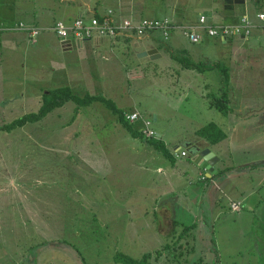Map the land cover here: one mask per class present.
<instances>
[{
	"label": "rangeland",
	"instance_id": "obj_1",
	"mask_svg": "<svg viewBox=\"0 0 264 264\" xmlns=\"http://www.w3.org/2000/svg\"><path fill=\"white\" fill-rule=\"evenodd\" d=\"M167 2L150 0L145 15L164 18L173 8ZM219 6V0H189L186 11L193 18L205 12L209 24H218L227 21L215 13ZM168 39L173 48H185L194 57L230 59L221 38L194 43L175 30ZM138 41L130 45V54L110 61H88L81 54L73 59L59 45L35 48L41 42L31 41L21 54L0 53L6 63L0 66V127L38 111L44 90L66 85L81 97L100 94L117 108L139 111L138 127L151 120L171 148L180 144L185 149V140L197 138V128L210 121L225 126L224 115L200 106L204 101L195 92L175 88V75L173 83L158 81L159 69L171 66L172 59L164 50L156 60L139 58L135 50L149 39ZM254 48L260 55L259 45ZM7 54L14 55L10 61ZM137 63L149 68L145 77L132 76ZM223 145L229 158L216 176L219 187L208 206L194 189L203 186L190 158L180 152L172 161L142 138H133L101 102L78 106L71 100L38 122L0 130V202L8 204L0 211V264H117L118 253L147 254L149 264H264L263 205L257 203L264 197V152L260 146L250 152L231 142ZM252 158L259 161L245 163ZM240 170L245 174L239 179L224 178L223 172ZM173 197L180 198L175 232L193 225L176 237L159 229L160 203ZM234 199L243 200L239 210L232 208Z\"/></svg>",
	"mask_w": 264,
	"mask_h": 264
},
{
	"label": "crops",
	"instance_id": "obj_2",
	"mask_svg": "<svg viewBox=\"0 0 264 264\" xmlns=\"http://www.w3.org/2000/svg\"><path fill=\"white\" fill-rule=\"evenodd\" d=\"M163 1L167 2V0ZM148 2H150V0H0V53H4V51L7 50L13 54H16V51H19L21 54L22 48L28 41H31L32 45V43H40V39L43 38L41 44L37 45L35 48L45 49L47 46L51 47V45H59L61 50L71 54L73 53L71 55L73 56V59H76L78 54H81L88 61L91 58L95 59L96 57H100L103 61H110L112 58L120 60L119 58L125 57V54H130L129 47L132 43L139 44L138 40L149 39L146 44L142 46L138 45L135 53L156 48L158 50V54L156 55L160 56L152 58L149 55H142V57H148L151 60H156L162 56L161 50H164L168 53L173 62L169 67L166 66L164 69H159V74L157 76L158 81L162 79L167 81L170 79V83H173L175 75V88L179 89V91L183 93L195 92L196 95L204 101L199 104L200 106H207L208 109L215 111L219 110L210 106L207 97L214 94L220 95L227 91L230 110L227 114L221 113L225 118V126L215 122L226 133V137L222 141L218 142V144H212L197 137L193 140L186 139L184 142L185 149H182L180 144H175L174 148L169 146L173 149L176 159L179 158L178 156L182 151H187V155L183 156L190 158L189 150L187 148L188 143H199L201 146H208L216 154V156L220 158L215 165L217 173L213 175V177H209L205 169H202L193 163L194 170L198 172L197 181L203 186L202 189L199 187L194 188L198 195V199H200V203H203L205 199H208L207 205L211 206L213 204L212 201L214 200L212 197L217 194L215 188L219 187L218 182L216 181V176L225 166V159L229 158L228 147L224 146L223 143L225 141L231 142L243 150H250V152L255 146H260V151L264 152V27L263 23L257 17L259 12H264V1L244 0V2L235 3L234 14L226 15L224 0H219L220 6L217 7L219 10H216L215 13H221V15L227 17V21L218 22V25L237 23L243 16L249 17L251 20L256 22L257 25L250 36L229 35L226 38L204 36L201 41L210 38H221L223 44L226 45L228 50V56L230 57L228 61H224L223 59L211 60L210 58L201 59L199 57H194L185 48H181L179 50L173 48V46L168 43L169 39H163L159 32H152L143 35L142 37H100L95 38L94 40H88L81 47H76V44H74L73 47L70 48V46H63L61 43L62 40L53 31L42 30L37 39L33 41L30 40L24 31L16 29L17 25L21 22L39 27L51 26L58 20H63L69 24L80 17L87 19L94 15L104 16L108 14L110 9L113 10L114 15L119 19L130 18L134 21H140L148 18L145 15V6ZM188 2L189 0H174V3L172 4L167 2L166 7L173 5V8L168 15L164 16V18L168 17L177 24L186 25L190 23H197L198 17L204 14L206 15L207 23L210 21L205 12H200L197 18L191 17L186 11ZM238 5L240 6L239 8H237ZM55 11H59L60 15H56ZM157 33H159V38L155 36ZM234 38H236V41H232ZM254 45H259V52H261L260 55L253 53L255 50ZM13 56L14 55L7 54L5 59L10 61ZM138 57L142 58L140 56ZM2 61L3 60H0V66L5 63ZM148 71L149 68L142 67L141 64L137 63L136 66L134 64L132 69V76L136 78L145 77ZM153 73L156 76L155 71ZM169 73L170 75H168ZM212 73H215L216 76H212ZM91 74H94V72L90 71L89 76H91ZM77 75L78 76H73L72 74L69 81L71 82L73 81L72 79L78 78L80 73ZM92 79L95 80V78ZM0 83H2L1 78ZM2 89L3 88L0 84V91ZM252 93L259 98L258 101L252 99L254 98ZM236 94H238L239 98H236ZM39 96L40 95H38L37 98H39ZM2 106L3 105L0 103V108ZM129 109L130 108H127V110ZM156 118L158 119V116ZM196 118L197 116H195V120ZM227 122H229V124H227ZM201 127L202 126L197 129ZM158 137H162V135L158 134ZM254 159L256 158L246 160L245 163H254L259 161V159ZM230 162L231 161H229V163ZM244 172L240 170L238 174L226 172H223V174L228 178L237 176L239 179L240 174H245ZM203 175L207 177L206 180L202 179ZM226 176L224 177L225 179H227ZM184 183L185 185H189V187L191 186L189 181H185ZM169 191L173 192L174 188H169ZM221 192L222 190L219 191L220 195L222 194ZM232 201H240L243 205V200L234 199ZM179 202V197H173L163 199L160 203L159 214H161L162 223L159 229L167 236L171 234L175 237L180 236L182 231L185 229L184 228L180 231V233L178 231L175 232L178 221L175 208ZM257 203L259 207L263 205L260 210V215L264 219V197L261 196ZM187 204H189V202H187ZM7 206V203L0 202V211H4ZM9 206L13 205L10 203ZM168 213L169 215H167ZM166 224L170 226L167 231Z\"/></svg>",
	"mask_w": 264,
	"mask_h": 264
},
{
	"label": "built area",
	"instance_id": "obj_3",
	"mask_svg": "<svg viewBox=\"0 0 264 264\" xmlns=\"http://www.w3.org/2000/svg\"><path fill=\"white\" fill-rule=\"evenodd\" d=\"M257 17L264 27V12H259ZM256 26V22L247 16H243L239 22L233 24H209L204 14L200 16L199 21L194 25H180L168 17L145 18L140 21H134L130 18L119 19L114 15L113 10L110 9L108 14L104 16L94 15L87 19L80 17L69 24L63 20H58L51 26L39 27L21 22L17 25L16 29L24 31L30 40L33 41L37 39L42 30L53 31L61 40L70 39L77 41L78 39L90 40L100 37H142L152 32H159L163 39H168L173 30L180 29L185 36L189 37L194 43H197L204 36L221 38H226L229 35L250 36ZM125 117L129 122L134 123L142 119L143 116L139 111L133 110L127 111ZM140 129L149 138L158 137V133L153 128L149 119L144 120ZM181 153L182 155H187V151H182ZM205 178L203 175L202 179ZM240 206V201L232 202L234 210H239Z\"/></svg>",
	"mask_w": 264,
	"mask_h": 264
},
{
	"label": "trees",
	"instance_id": "obj_4",
	"mask_svg": "<svg viewBox=\"0 0 264 264\" xmlns=\"http://www.w3.org/2000/svg\"><path fill=\"white\" fill-rule=\"evenodd\" d=\"M209 100V104L211 107L219 110L223 114H227L229 112V103L227 97V91L223 94L217 95L214 94L212 96L207 97ZM74 101L78 106L89 105L93 102H101L106 106L111 108L117 115V120L128 129L131 133L132 137L142 138L145 143L152 145L156 150L161 152L164 156L171 159L172 161H176V156L170 147L166 144L162 137L155 138H145L142 131H140L142 125H138L134 122H129L125 113L128 111L126 109L117 108L111 99L105 98L100 94H87L85 97H81L73 92L72 88L68 85L66 86H58L52 89L44 90L42 94L41 104L39 106L38 111L29 112L24 114L22 117L16 118L11 122L5 123L0 127V130L6 132H12L18 127L25 126L28 122H38L46 117L50 111L63 106L68 101ZM137 125V126H134ZM196 136L202 138L212 144H215L222 141L226 137L225 131L215 122H209L197 129L195 132ZM220 172V171H219ZM193 225H188L185 227V231L187 228H192ZM117 264H149V256L147 254L143 255L141 258L131 257L125 253H118L115 255Z\"/></svg>",
	"mask_w": 264,
	"mask_h": 264
},
{
	"label": "water",
	"instance_id": "obj_5",
	"mask_svg": "<svg viewBox=\"0 0 264 264\" xmlns=\"http://www.w3.org/2000/svg\"><path fill=\"white\" fill-rule=\"evenodd\" d=\"M244 2V0H224V9L226 15L234 14V5L235 3ZM83 40L79 39L77 41H73L70 39H63L62 45L65 47H73L74 43L78 46L83 45ZM158 54V50L156 48L148 49L146 51H142L138 53V56H151L152 58H156ZM187 148L189 150L190 159L193 163L199 166L202 169L207 171V175L209 177H213L217 173V169L215 165L220 160L218 156L207 146H201L199 143H188Z\"/></svg>",
	"mask_w": 264,
	"mask_h": 264
}]
</instances>
